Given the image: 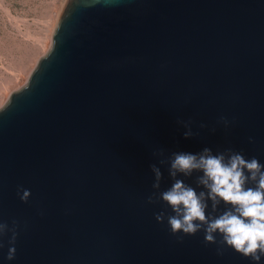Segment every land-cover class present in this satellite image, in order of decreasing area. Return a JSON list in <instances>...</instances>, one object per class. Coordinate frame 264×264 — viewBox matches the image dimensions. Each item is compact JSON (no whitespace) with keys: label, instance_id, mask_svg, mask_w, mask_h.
Here are the masks:
<instances>
[{"label":"water","instance_id":"1","mask_svg":"<svg viewBox=\"0 0 264 264\" xmlns=\"http://www.w3.org/2000/svg\"><path fill=\"white\" fill-rule=\"evenodd\" d=\"M205 147L264 164V0H65L0 105V222H17L0 264H254L203 230L172 235L154 218L171 209L147 203L174 182L160 160ZM199 175L176 179L200 192Z\"/></svg>","mask_w":264,"mask_h":264},{"label":"clouds","instance_id":"2","mask_svg":"<svg viewBox=\"0 0 264 264\" xmlns=\"http://www.w3.org/2000/svg\"><path fill=\"white\" fill-rule=\"evenodd\" d=\"M227 126L228 121L220 118ZM185 128L183 137L188 139L194 135L191 121H177ZM204 127V125H200ZM213 154L205 147L200 153L173 152L167 161L168 176L174 178L169 188L149 195L147 203H154L158 198L174 213L165 214L164 210L155 214L157 223L167 220V227L172 235H194L203 230L205 244H217V254H222L224 247L231 248L235 253L250 258L254 264H259L264 256V164L256 158L245 159L241 153L231 149ZM157 153H154V155ZM160 155L163 150H160ZM154 174L153 189L160 188L162 172L156 164L150 165ZM193 172L202 173L197 177V185L204 190L197 192L195 188L176 179L179 175L191 176ZM247 172V175L245 174ZM248 181L255 182L254 187L247 186ZM22 191V194H20ZM19 198L27 202L30 191L18 189ZM208 201H211L212 212L208 211ZM226 207L219 214L216 212L220 203ZM11 233L8 240L6 259L15 257V241L17 238V222L9 227L0 222V237ZM217 235L221 238L218 241ZM0 247L3 244L0 243Z\"/></svg>","mask_w":264,"mask_h":264},{"label":"rangeland","instance_id":"3","mask_svg":"<svg viewBox=\"0 0 264 264\" xmlns=\"http://www.w3.org/2000/svg\"><path fill=\"white\" fill-rule=\"evenodd\" d=\"M64 1L0 0V105L48 49V28Z\"/></svg>","mask_w":264,"mask_h":264},{"label":"bare ground","instance_id":"4","mask_svg":"<svg viewBox=\"0 0 264 264\" xmlns=\"http://www.w3.org/2000/svg\"><path fill=\"white\" fill-rule=\"evenodd\" d=\"M57 15H59V13L57 14ZM58 17V16H57ZM56 17V18H57ZM55 19V18H54ZM56 20L57 19H55L53 22H52V25H51V28L49 27L48 29H49V31L48 32H50V35H49V38H50V36H51V33H52V31H53V29H54V26H55V24H56ZM48 38V37H47ZM48 41H49V39H48ZM48 45H50V41H49V43H47ZM47 45V46H48Z\"/></svg>","mask_w":264,"mask_h":264}]
</instances>
